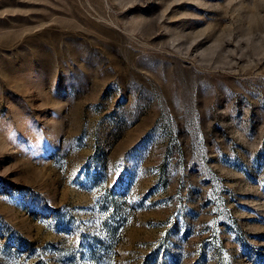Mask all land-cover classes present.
Here are the masks:
<instances>
[{"label":"rangeland","instance_id":"rangeland-1","mask_svg":"<svg viewBox=\"0 0 264 264\" xmlns=\"http://www.w3.org/2000/svg\"><path fill=\"white\" fill-rule=\"evenodd\" d=\"M0 264H264V0H0Z\"/></svg>","mask_w":264,"mask_h":264}]
</instances>
